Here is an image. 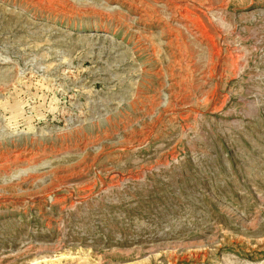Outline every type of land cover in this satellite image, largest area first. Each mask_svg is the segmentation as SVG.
<instances>
[{"label":"rangeland","instance_id":"obj_1","mask_svg":"<svg viewBox=\"0 0 264 264\" xmlns=\"http://www.w3.org/2000/svg\"><path fill=\"white\" fill-rule=\"evenodd\" d=\"M0 264H264V0H0Z\"/></svg>","mask_w":264,"mask_h":264}]
</instances>
